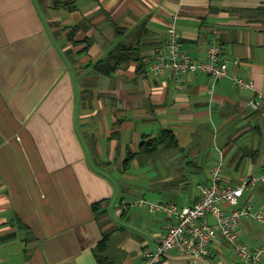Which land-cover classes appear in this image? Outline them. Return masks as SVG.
<instances>
[{"label":"crops","instance_id":"1","mask_svg":"<svg viewBox=\"0 0 264 264\" xmlns=\"http://www.w3.org/2000/svg\"><path fill=\"white\" fill-rule=\"evenodd\" d=\"M171 22L192 58L204 57L213 39L229 72L264 91V0H0V264H98L93 248L110 231L106 254L113 263L142 264L169 218L138 205L121 214L115 205L144 198L133 199L125 183L139 156L122 170L126 148L135 149L143 135L170 129L197 156L195 138L207 133L211 149L222 151L226 183L264 169V106H247L250 90L202 73L176 83L149 72ZM72 25L74 40L90 39L84 52L68 40ZM121 41L137 48L138 60L111 75L86 66ZM209 162L186 176L175 168L163 173L154 200L194 202ZM247 201L264 209V182L222 206ZM239 234L251 245L264 241L254 220ZM159 264L189 259L170 250ZM207 264L248 263L219 238ZM250 264H264V256Z\"/></svg>","mask_w":264,"mask_h":264},{"label":"built area","instance_id":"2","mask_svg":"<svg viewBox=\"0 0 264 264\" xmlns=\"http://www.w3.org/2000/svg\"><path fill=\"white\" fill-rule=\"evenodd\" d=\"M165 32V41L153 49L150 57L148 69L152 75L170 77L176 83L187 73L205 74L212 83L228 78L235 89L253 93L246 101L249 108L255 110L264 106V91L255 90L252 79L229 72V59L217 41H209L204 57L192 58L179 47V34L173 22L166 26ZM213 148L216 156L208 164L207 180L195 185L197 199L194 202L178 206L172 202L139 198L132 203L115 205L118 212L138 205L169 218L164 233L143 252L142 264H159L170 250L189 259V264H207L210 244L219 238L229 243L235 257L243 263L259 262L264 256V241L251 245L241 240L239 234V227L246 220H254L264 227V209L254 207L250 201L230 209L222 206V202L234 206L245 190L263 183L264 169L246 176L237 184L226 183L222 177V151Z\"/></svg>","mask_w":264,"mask_h":264},{"label":"rangeland","instance_id":"3","mask_svg":"<svg viewBox=\"0 0 264 264\" xmlns=\"http://www.w3.org/2000/svg\"><path fill=\"white\" fill-rule=\"evenodd\" d=\"M78 44H71L76 47ZM84 44L79 45L81 47ZM198 136V135H196ZM200 139L195 138L198 143V155H189L186 149H174L160 146L156 151L149 156H140L137 158V166L133 163L130 165L129 173L131 174L125 180L127 187L132 191L131 196L133 199L144 196L145 199L154 200L155 192H159L161 188L160 178L164 176L163 173H172L171 169H178L182 174H190L195 166L205 168L206 164L215 157L214 151L211 149V140L206 142L207 133L199 135ZM184 177V176H183ZM175 180V179H174ZM184 180V179H183ZM194 179H187L185 182L188 188L192 189Z\"/></svg>","mask_w":264,"mask_h":264},{"label":"trees","instance_id":"4","mask_svg":"<svg viewBox=\"0 0 264 264\" xmlns=\"http://www.w3.org/2000/svg\"><path fill=\"white\" fill-rule=\"evenodd\" d=\"M65 8H69V5L68 7L65 6ZM113 25L116 32H122V29L120 27L116 26L115 24ZM77 29V25H72L70 27L67 33L68 40L73 44H84L80 48H78V52H84L89 46L90 39L86 36L83 39L74 40L73 35ZM130 59L138 60L139 52L132 43L121 41L116 44L111 50L107 51L104 56L97 58L93 62H89L86 66L92 67V69L98 74L111 75L119 68L120 65L128 62ZM160 146L174 149L182 148L179 146V142L177 137L175 136V133L170 129H162L155 136L143 135L135 149L130 147L126 148L125 157L122 161V170L126 171L131 161L135 157L149 156L153 154ZM93 209H96V205H93ZM124 212L125 211H121V214H123ZM110 234L111 231L104 232L100 240L93 248V253L98 264H114L112 259L106 254V248Z\"/></svg>","mask_w":264,"mask_h":264}]
</instances>
